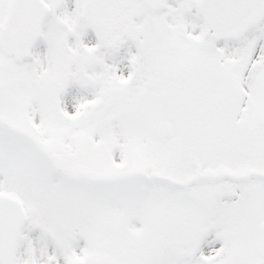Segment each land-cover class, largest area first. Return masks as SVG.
<instances>
[{"label": "snow or ice", "instance_id": "6c2138e0", "mask_svg": "<svg viewBox=\"0 0 264 264\" xmlns=\"http://www.w3.org/2000/svg\"><path fill=\"white\" fill-rule=\"evenodd\" d=\"M0 264H264V0H0Z\"/></svg>", "mask_w": 264, "mask_h": 264}]
</instances>
